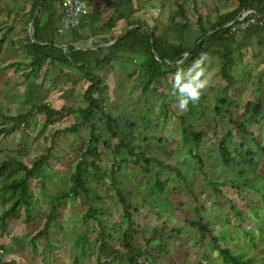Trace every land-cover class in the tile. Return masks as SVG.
Returning a JSON list of instances; mask_svg holds the SVG:
<instances>
[{
  "label": "rangeland",
  "instance_id": "1",
  "mask_svg": "<svg viewBox=\"0 0 264 264\" xmlns=\"http://www.w3.org/2000/svg\"><path fill=\"white\" fill-rule=\"evenodd\" d=\"M178 1L184 4L191 23L184 39L188 46L199 36L198 13L206 21L214 20L219 13L237 4V0H135L132 20L147 23L145 27L156 25L159 35L166 33L176 41L170 16L178 9ZM85 2V11H98L105 23L115 0ZM30 10L31 0H0V28H3L0 32V113L16 115L27 109L30 105L25 100L27 92L33 102L45 101L56 108L85 106L83 93L88 85L85 79L73 84L59 68L51 67L46 74L30 77L33 85L29 87L24 77L28 71L26 66L19 71L7 66L13 61L28 60L23 44L31 30ZM249 12L243 11L238 17L241 23L235 27V45L246 36L245 26L249 23L243 18ZM176 21L183 22V19L177 17ZM251 21L255 23L256 17ZM126 26L124 19H117L109 30L117 36ZM59 27L62 32L58 39L64 41L63 44L70 43L76 35L81 38L77 42L93 49L106 47L107 42L100 43L99 37L88 35L87 27L64 28L61 22ZM108 33L106 29L104 35ZM234 58L232 73L236 83L227 96L230 112L224 109L219 114L216 107L221 105L225 82L218 74L221 62L218 54L211 53L205 61L203 67L210 84L199 101L190 103L186 111L179 110L177 98L171 94L174 74L178 69L187 70L183 66L167 64L164 75L152 84L154 91L148 94L142 91L146 67L140 54H120L109 65L93 67L94 72L105 79L96 96L117 120L119 138L135 150L144 151L150 159L146 163L126 154H123L126 159L123 162L115 158L113 149L119 140L111 138L104 122L98 120L99 163L105 176L90 182L93 188L91 205L99 210L98 217L108 230L106 237L110 247L102 257L104 264H129L121 241L125 228L123 211L109 178L115 162L120 167L116 168L117 185L133 204V243L140 249H147V254L141 258L143 264H224L218 251L211 246L209 233H200L190 224L199 216L213 228V235L223 247L264 264V155L256 146L258 141L264 144V115L258 120L244 109L248 101L256 103L264 97V33H256L247 47L235 52ZM71 69L77 73L75 68ZM194 74L190 73L188 78ZM164 103L169 106L167 117L163 114ZM229 114L233 120L243 122L248 133L231 123ZM181 117H186L187 122L183 123ZM76 118L65 113L55 122L45 124L44 113L35 112L28 127L4 134L1 129L7 122L3 125L0 115V161L17 156L31 163L47 146L54 144L46 167L49 175L46 193L40 192L37 178L30 183L35 196L33 219L26 223L25 210L21 208L18 217L8 220L7 227L0 231V259L3 261L97 264L99 244L96 239L100 228L92 220L83 221L82 216L89 207L83 193L62 204L48 236L32 239L43 227L51 195L70 186V173L79 152L87 144V128L79 134L64 131ZM183 127L204 131L199 147L193 148V153L204 161L203 172L197 159L189 154L190 146L182 134ZM228 131L232 133L228 143L232 160L226 166L221 160L219 144ZM246 149L256 151L253 166H247L242 159ZM157 180L162 183V189L157 187ZM7 207L8 204L0 199V214ZM85 231L89 242L83 245L78 238ZM147 239L151 243L148 246Z\"/></svg>",
  "mask_w": 264,
  "mask_h": 264
},
{
  "label": "trees",
  "instance_id": "2",
  "mask_svg": "<svg viewBox=\"0 0 264 264\" xmlns=\"http://www.w3.org/2000/svg\"><path fill=\"white\" fill-rule=\"evenodd\" d=\"M41 0H31L30 19H33L35 10L39 6ZM91 2V0H85ZM62 0H42L39 12L34 18V38L30 35L24 39V50L28 57L27 61L17 60L9 63L7 66L14 67L19 71L22 66H26L28 71L24 73L25 80L28 86H32V81L29 78L38 77L47 73L48 68L57 67L61 73L68 76L73 81V84H78L81 79L88 81V85L84 90L83 97L86 102L85 106H67L63 105L60 108L51 106L45 101L33 102V98L27 92L25 100L30 105L27 109L18 114L0 113L6 123L1 132L11 134L21 127L30 125V118L33 113H44L45 124L55 122L56 118L63 114H72L77 116L76 120L69 126L64 128L65 132L79 134L82 130L88 129V140L85 147L79 152L78 159L75 162L74 168L70 173V186L51 195L49 210L45 216L43 227L34 233L32 239L36 240L40 237L48 236L50 228L56 219V215L62 204L68 201L72 196H78L83 193L85 201L89 204L88 209L84 212L82 218L85 223L92 220L100 228L98 234L99 249L97 264H104L102 257L109 250V242L107 240V227L102 218L98 217L99 210L91 205L93 188L91 179L104 178L105 174L101 172L100 158L101 151L99 144L101 138L99 135L98 120L104 122L107 131L111 138L118 139V144H115L113 149L115 158H119L121 162L125 161L123 154L136 157V160H142L149 163L150 159L142 150L135 148L128 142H124L119 138L117 120L106 110L105 104L99 100L96 93L102 90V85L105 82L103 76L94 72L93 67H103L111 64V62L120 57V54L137 53L143 56L146 72L141 83L142 91L148 94L154 91L152 84L159 80L165 73L167 64L174 67L183 66L188 69L193 62L201 55L211 53L218 54L221 62L218 69V74L224 80L225 85L222 88L220 97V106L216 107V112L219 114L224 109L229 113V101L227 96L230 90L236 83L235 75L232 70L235 66L234 54L236 51L247 47L252 37L258 33H264V0H237V4L230 10L221 12L214 20H205L201 13L197 16V26L199 36L196 41L188 46L185 44V34L190 30L191 23L186 14L184 4L177 2L178 9L171 13L170 21L174 25L176 31V41H172L168 34L159 35L157 26L148 27L149 31L144 26L147 23L141 20H132V15L136 11L135 0H115L113 11L108 16L105 23L101 21V16L98 11L83 12L80 15L78 28L84 29L87 27L89 36L99 37L100 43L111 42L116 37V34L110 32L111 26L117 19H124L127 26L137 25L123 34L118 40L106 47H98L91 49H78L73 42L80 41L78 36H74L70 43H67V49L58 44L65 43L58 39L61 29L59 24L63 20V12L61 9ZM86 3V2H85ZM62 10V9H61ZM250 11L244 18V22L249 24L245 26L246 36L243 41L236 43L235 27L239 26L241 21L238 17L243 11ZM181 17L183 22H177L176 18ZM256 17V22L253 23L252 18ZM77 26L71 28H77ZM106 29L109 31L107 36L104 35ZM3 28H0V32ZM77 34V33H76ZM88 36V37H89ZM187 54V55H185ZM158 57V58H157ZM180 61V63H178ZM71 68H75L77 73ZM163 94H160L161 97ZM169 106L163 104V114L168 116ZM245 112H249L258 117V120L264 115V97L262 100L255 102L248 101L245 104ZM183 123L187 122L186 117H181ZM229 121L241 129L244 133H248L246 125L243 122H238L232 119L229 114ZM182 134L185 141L189 144V154L197 159L199 169L203 172L204 161L200 155L193 153L194 147H199L200 141L204 136V131H196L194 128L183 127ZM232 139V133L228 131L220 139L219 153L224 165L229 166L232 160L228 143ZM53 143L47 146L36 159L28 163L24 158L17 156H9L0 161V177L4 180L0 181V199L3 203L8 204L0 214V231L3 232L7 227V221L18 217V212L21 208L25 210L26 223L33 219V211L35 207V196L31 189V180L37 178L40 192L46 193L47 180L49 175L46 173V167L52 156ZM104 145L110 147L108 142ZM241 146V145H240ZM257 150L264 155V144L261 141L256 142ZM256 151L246 149L242 153V159L247 166H253L255 162ZM118 162L113 164V169L109 175L110 184L118 198L123 211L125 228L122 237V246L125 249V257L129 264H143L142 257L147 254V249H140L133 243L134 240V219H133V204L131 200L117 185L116 168ZM120 168V167H119ZM179 172V171H178ZM156 185L159 189L163 188L162 183L157 180ZM215 188V183L213 184ZM263 185H264V158H263ZM190 224L197 228L200 233L208 232L211 236V246L217 250L224 264H257L252 257H246L243 254L232 252L228 247H223L216 237L213 235V228L203 221L199 216L190 221ZM79 242L86 245L89 242L88 232H83L79 238ZM147 246L150 245V240H146ZM0 264H15L14 261H3L0 259Z\"/></svg>",
  "mask_w": 264,
  "mask_h": 264
},
{
  "label": "clouds",
  "instance_id": "3",
  "mask_svg": "<svg viewBox=\"0 0 264 264\" xmlns=\"http://www.w3.org/2000/svg\"><path fill=\"white\" fill-rule=\"evenodd\" d=\"M207 59V54H201L187 70L178 69L174 74L171 94L176 96L179 110L186 111L190 103L198 102L204 90L209 86L210 79L205 76L203 67ZM193 72L195 74L188 78Z\"/></svg>",
  "mask_w": 264,
  "mask_h": 264
},
{
  "label": "built area",
  "instance_id": "4",
  "mask_svg": "<svg viewBox=\"0 0 264 264\" xmlns=\"http://www.w3.org/2000/svg\"><path fill=\"white\" fill-rule=\"evenodd\" d=\"M61 3V9L63 12L62 27L71 28L77 26L80 21V15L85 12V1L62 0Z\"/></svg>",
  "mask_w": 264,
  "mask_h": 264
},
{
  "label": "water",
  "instance_id": "5",
  "mask_svg": "<svg viewBox=\"0 0 264 264\" xmlns=\"http://www.w3.org/2000/svg\"><path fill=\"white\" fill-rule=\"evenodd\" d=\"M41 3H42V0L40 1L39 6H38L37 9L35 10V13H34L33 19H32V21H31V23H30V29H31V30H30V34H29V35H30V37L32 38L33 41H35V38H34V21H33V20H34L35 16H37V14H38V12H39V9H40V6H41ZM135 27H137V25H132V26L127 27L122 33H120L119 35H117V36L114 38L113 41L107 43L106 46L112 44L114 41L118 40V39H119L123 34H125L127 31H129L130 29L135 28ZM144 27H145V26H144ZM145 29L149 31L148 27H145ZM58 45L61 46V47H67V46H68L67 44H58ZM73 45H74L76 48H78V49H83V50L91 49V48H92L91 46H87V45H84V44L79 43V42H74ZM98 46H100V45H98ZM157 58H158V57H157Z\"/></svg>",
  "mask_w": 264,
  "mask_h": 264
},
{
  "label": "crops",
  "instance_id": "6",
  "mask_svg": "<svg viewBox=\"0 0 264 264\" xmlns=\"http://www.w3.org/2000/svg\"><path fill=\"white\" fill-rule=\"evenodd\" d=\"M58 11H59V13H62V11H61V9H60V8L58 9Z\"/></svg>",
  "mask_w": 264,
  "mask_h": 264
}]
</instances>
